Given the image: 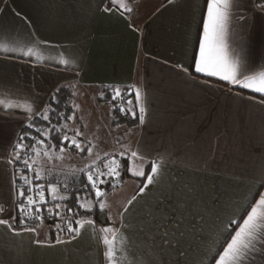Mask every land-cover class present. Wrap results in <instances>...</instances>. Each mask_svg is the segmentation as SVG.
Returning <instances> with one entry per match:
<instances>
[{
	"label": "crops",
	"instance_id": "obj_1",
	"mask_svg": "<svg viewBox=\"0 0 264 264\" xmlns=\"http://www.w3.org/2000/svg\"><path fill=\"white\" fill-rule=\"evenodd\" d=\"M126 2L135 11L123 18L119 13L103 11L108 0H0V47H33L35 52L32 58L7 54L15 59H4L5 54L0 53V101L27 108L35 100L39 106L47 104L55 88L71 85L75 93L77 86L96 89L91 91L95 97L92 105L101 88L126 89L134 100L130 86L140 88L144 123L139 122L136 107L137 123L130 128L132 137L115 144L106 136L103 141L107 146L103 143V149L110 152L119 151L121 144L130 146L144 156L130 162L135 170L148 173L151 162L156 161L161 174L122 218V207L145 182L143 177L127 172L117 189L113 188L104 198L107 202L101 210L102 226L95 223L96 227H118V255L123 237L124 255L135 264H201L204 241L191 235L179 244L175 239L170 244L162 243L159 237L148 241L140 227L150 210L161 217L178 215L179 209L174 212L176 194L186 184L195 188L190 204L211 201L214 212L225 214L243 203L246 196L252 199L257 191L264 192V187H260L264 180V105L248 99V90L216 78H210L214 86L209 87L200 82L204 79L200 74L193 73L194 78L190 79L174 67L182 64L192 71L206 0H174L172 4L167 0ZM244 12L243 6L233 8L226 27L225 43L233 58L245 55L242 38L247 25L240 20ZM32 34L49 43L34 45ZM61 54L73 62L71 71L57 63ZM237 92L241 94L236 95ZM86 107L96 113L100 105L97 102ZM3 122L19 131L26 120L19 110L0 111V123ZM5 155L6 149L0 148V203L10 199L14 172L4 163ZM71 156L75 158L71 163L62 164L60 159L48 157L41 158L40 163L46 173L55 171L64 176V172L85 163L77 155ZM115 212L116 217H112ZM213 219L214 216L205 217L204 236L209 242L214 236ZM48 235L49 225L44 224L39 239L45 240ZM34 238L27 232L12 237L0 227V261L105 264L104 246L91 228H86L76 241L55 248L38 247L32 243ZM122 264L127 261L122 260Z\"/></svg>",
	"mask_w": 264,
	"mask_h": 264
},
{
	"label": "snow or ice",
	"instance_id": "obj_2",
	"mask_svg": "<svg viewBox=\"0 0 264 264\" xmlns=\"http://www.w3.org/2000/svg\"><path fill=\"white\" fill-rule=\"evenodd\" d=\"M135 2L136 0H131L132 4ZM167 2L172 4L174 0ZM240 6L245 9L240 20L245 21L247 25L242 38V51L245 55L233 58L229 55L225 34L231 10ZM103 11L108 14L116 12L127 18L135 8L126 0H108ZM201 21L202 33L198 38V50L192 56V71L182 64L174 67L190 79L194 78L193 73L200 74L204 77L200 82L209 87L214 86L210 83V78H216L233 87L248 90V99L264 105V0H206V10ZM32 36L34 45L49 43L34 34ZM0 53L5 54L4 59L16 58L7 55L9 53L27 58L35 55L33 47H0ZM57 63L65 66L68 71L73 69V62L64 58L63 54ZM130 87L134 89L136 105L125 108L113 104V108L124 114L130 113L135 119L137 111L134 108L138 107V119L143 124L145 108L141 105V90L135 85ZM61 91L60 87L55 88L48 104L36 106L35 100H32L27 108H22L20 104L13 107L0 101V111L7 113L19 110L26 120L19 131L10 128L7 122L0 123V148L6 149L3 161L14 169L10 180V199L0 203V227L12 237H18L25 232L32 233L35 237L32 243L45 248L70 244L80 238L86 228H91L93 235L97 236L104 246L102 255L105 264H122V260L127 261V264H135L124 255L126 249L123 237L118 255V227L97 229L93 219H74L79 215L78 211L67 206V203L57 201L66 202L74 196V203L90 212L92 208L82 202L84 197L81 193H84L85 197L94 194L100 209L103 210L106 207L104 198L108 193L102 186L110 184L115 188L116 185L112 181L121 179L122 173L128 172L134 177H143L145 182L122 207L120 216L123 218L138 196L155 183L161 174V166L152 161L150 172L134 171L130 162L144 159L138 150L121 144L119 151H104L99 135L93 133L89 136L88 125L83 123L82 116H77L81 105L73 101L68 112L58 111V94ZM113 93L112 101L123 99L124 93L119 88H113ZM256 94H259L258 99ZM72 95L76 96L77 93L73 92ZM125 103L133 104L132 100ZM78 120L80 123H77ZM117 143L120 141L117 140ZM55 152L60 154L58 158L61 160L65 154H75L85 163L83 167L64 172L65 179L61 181L57 174L51 171L46 173L40 163L43 157L51 160V154ZM69 176L73 177V185L79 184V187L69 186ZM260 187H264V180L261 181ZM194 192V186L188 184L184 189L177 191L174 212L179 209L178 215L161 217L150 210L140 227L144 239L154 241L159 237L162 243L167 244L175 239L179 244L181 239L191 235L194 239L205 242L201 264H264V192L257 191L252 199L246 196L245 201L237 205L230 214L214 212L211 201L201 200L198 205L193 206L189 203V198ZM45 212L47 216L43 214ZM213 216L214 236L209 242L204 236L205 217ZM48 218L53 220L49 226V235L45 240H40V232ZM173 220L176 221L174 225ZM147 251L150 252L151 249ZM0 264L3 262L0 261ZM149 264L152 262L149 261Z\"/></svg>",
	"mask_w": 264,
	"mask_h": 264
},
{
	"label": "trees",
	"instance_id": "obj_3",
	"mask_svg": "<svg viewBox=\"0 0 264 264\" xmlns=\"http://www.w3.org/2000/svg\"><path fill=\"white\" fill-rule=\"evenodd\" d=\"M60 88L62 89V91L58 94V98L60 99V105H59L58 111L68 112L73 105L72 93L74 92V89H73V86H71V85L61 86ZM121 91L125 95V101H127L128 99L132 100L133 104L129 105L128 107L127 106L125 107L126 103L124 101L121 103L120 107H125V108L134 107L136 105V102L134 99H132V94L127 93L126 89H121ZM113 95H114L113 88H110V87L101 88L98 91V96H97V100H96L99 104H103L105 106H108V108L110 107L109 112L107 114V115H109L108 119L110 122V126L116 127L117 125H119V126H125L126 128L134 127L137 123V118L134 119L130 113L124 114V113L119 112L115 108H113V104L119 105L118 101H112ZM49 102H50V99L48 100L47 104ZM53 106L55 107L54 104H53ZM134 110H136V107L134 108ZM37 123L39 124V121H37ZM73 155H75V154H73ZM51 172L57 174L55 171H51ZM125 175H127V172L122 173V177H121V179H119V181H121L125 177ZM58 177L61 181H63L65 178V176H62L61 174L58 175ZM81 179H83V177H81ZM67 180H68L70 187H73V188L79 187V184L73 185V178H71L70 176L67 177ZM112 189H113V187L110 184H107L105 186L106 192L111 191ZM81 196L90 200V202H92V207H91L92 211L88 212L82 208H79L74 203V199H75L74 196L72 199H70L66 202L61 201V203H67V206L73 207L76 211H78L79 215L74 217V219H80V218L93 219L95 221V223L102 226V220H103L102 211L99 207V202L97 200H95V198H94V194L91 196L85 197V194L81 193ZM48 206L51 207V204H49ZM56 222H60V221H56ZM52 223H53L52 219L45 221V225L50 226V225H52ZM62 235L66 236V234H62Z\"/></svg>",
	"mask_w": 264,
	"mask_h": 264
},
{
	"label": "rangeland",
	"instance_id": "obj_4",
	"mask_svg": "<svg viewBox=\"0 0 264 264\" xmlns=\"http://www.w3.org/2000/svg\"><path fill=\"white\" fill-rule=\"evenodd\" d=\"M75 90H76L77 95L75 96L74 101H75V103L81 105V110L77 111V116L78 117L82 116L83 117V123H86L88 125L87 132H88L89 136H91L93 133L98 134L99 137L101 138V141L103 143H105L106 146H107V143L103 141V139L105 140L106 136L111 137L112 140L115 141V144H117V140H119L121 142V140L124 139V142H125L127 139H130L132 137L133 130H131L130 128L127 129L124 126L112 128L109 125V120L107 118V116H108L107 114L109 112L108 110L110 107L107 110V107L105 105L99 104L100 105V107H98L99 111L96 113H95V110L93 111L92 107H91V109H90V107H86L87 105L88 106H92V105L95 106L97 104L96 101H93V104L91 105V101L95 100V97L91 91H95L96 89H93V90H89V89H85V88L82 89L81 87L77 86L75 88ZM97 91H98V89H97ZM83 96H84V98L87 97L90 100L89 99L83 100L84 99ZM96 96H98V93L96 94ZM77 123H80V121L78 120ZM98 123H99L100 127H98V125H97ZM103 143H102V147H103ZM104 149H105V147H104ZM111 151H114V150H110V152ZM51 155L53 157L52 160H54V158H58L60 154L58 152H55V153H52ZM73 159H75V158L65 154L64 159H62V160L60 159V160H61L62 164H66V163H71ZM57 162H59V161H57ZM132 168L135 171V167H132ZM128 175H131V174L128 173ZM115 185H117V184H115ZM115 189H117V188H115ZM111 191H113V190H111ZM107 193L109 194V191H107ZM48 198H49V200L51 199L50 196ZM57 202L61 203V201H57ZM82 202L87 207H92V202H90V200L83 198ZM105 202H107V201H105ZM114 216L116 217V212L113 214L112 217H114Z\"/></svg>",
	"mask_w": 264,
	"mask_h": 264
},
{
	"label": "built area",
	"instance_id": "obj_5",
	"mask_svg": "<svg viewBox=\"0 0 264 264\" xmlns=\"http://www.w3.org/2000/svg\"><path fill=\"white\" fill-rule=\"evenodd\" d=\"M118 101V106H120L121 105V103L122 102H124L125 101V95L123 96V99L122 100H117ZM106 179H110V178H107L106 177ZM112 183H114V184H118L119 183V179H114L113 181H112ZM107 184H105V185H103L102 186V188H103V190L105 191V186H106ZM45 216H47V214L46 213H43ZM47 220H51V218H48Z\"/></svg>",
	"mask_w": 264,
	"mask_h": 264
}]
</instances>
